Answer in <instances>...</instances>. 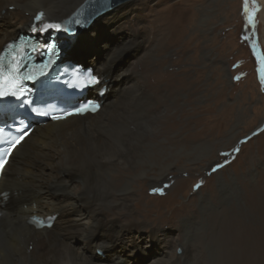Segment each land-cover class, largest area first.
Listing matches in <instances>:
<instances>
[{
  "label": "bare ground",
  "instance_id": "1",
  "mask_svg": "<svg viewBox=\"0 0 264 264\" xmlns=\"http://www.w3.org/2000/svg\"><path fill=\"white\" fill-rule=\"evenodd\" d=\"M86 1L0 0V50L21 30L30 29L34 24L58 25ZM203 1L184 0L178 18L176 8L179 10L180 6L167 16L173 17L171 23L177 20L174 31L172 27L171 33L166 29L167 38L171 36L170 41L190 28L196 17L194 7ZM141 2L135 0L120 4L96 20L74 45L68 43V48H65V41L58 37V43L63 45L62 52L73 56L70 52L77 50L85 35L98 43L101 30H109L115 24L120 29L119 23L135 6H142ZM37 16H41V19L37 20ZM261 16L264 19V13ZM141 44L139 37L134 36L125 40L124 48L108 54L110 56H106L104 62H97L95 57L89 60L91 67L104 81L100 88H107L99 113L38 126L14 151L0 186V195L7 194L5 199H0V264L128 263L129 257H135L138 241L147 238L144 235L149 231L148 224L156 226L164 223L165 217L162 216L179 204L178 183L166 191L165 197L153 198L152 202L139 204L138 196L147 184L151 188H159L170 183L179 154L185 159L183 172H188L193 142L205 138L207 131L206 127L203 128L204 121L188 122L182 130L186 135L165 138L166 144H160L163 135H170L181 127L176 115L169 114L162 119L160 93L168 90L176 95L188 88L190 83L184 74L181 78H173L176 81L174 84L163 87L161 80H170V75L162 76L159 72L150 74L145 70L141 81L137 80L136 74L129 75L126 70L117 71L115 67L118 61L131 51L134 52L132 58H136ZM104 47L108 48L107 45ZM127 64L130 62L127 61ZM181 116L188 117L184 112ZM31 144L32 148L27 149ZM221 198L223 202L219 199V203L221 201L227 205L237 201L225 194ZM250 206V225L245 224L240 216L243 225L241 235L228 233V241L232 240L230 243L246 238L245 248L237 249L234 255L229 252L233 257L225 259V252L218 247L220 264H259L263 243L260 231L264 230V198L252 201ZM209 207L212 208V205L207 200L206 207L202 206L200 210L206 213ZM134 208L140 212L137 219L132 216ZM108 214H112V217L106 218ZM55 215L59 218L51 230H37L30 224L34 216L47 218ZM230 219L234 223L235 218ZM184 224L187 226L190 221ZM169 230L163 228L148 235L158 242L157 235ZM98 251L105 252L107 262H97ZM188 255L185 264H201L192 254ZM178 257L158 259L150 264L184 263L181 261L184 258Z\"/></svg>",
  "mask_w": 264,
  "mask_h": 264
},
{
  "label": "rangeland",
  "instance_id": "2",
  "mask_svg": "<svg viewBox=\"0 0 264 264\" xmlns=\"http://www.w3.org/2000/svg\"><path fill=\"white\" fill-rule=\"evenodd\" d=\"M89 1L59 24L70 20ZM132 1L135 0L121 5ZM141 1L142 6H135L119 23L120 29L115 24L109 30H101L98 43L85 35L77 50L70 52L73 56H67L91 66L89 60L92 57L97 62H104L110 56L108 54L125 47V40L138 36L142 43L138 55L132 58L134 52L128 53L118 61L115 67L117 71L126 70L129 75L136 74L137 80H141L145 70L150 74L159 72L162 76L170 75V80H161L163 87L174 84L176 81L173 78H181L184 74V77L188 76L186 80L190 83H187L188 88L176 95L168 90L160 93L163 103L162 119L169 114L176 115L177 121L181 123L177 131L163 135L160 144L165 145L166 139L186 135L182 130L188 122L194 124L204 121L203 128L206 127L207 135L193 142L188 172H183L185 159L179 154L170 183L159 188H151L149 184L143 187V193L138 196L139 204L165 197L166 191L178 183L179 204L166 216H162L165 217L164 223L156 226L148 224L149 231L144 235L147 238L138 241L135 257H129L128 263L123 261L120 264H150L175 255L183 257L181 261L184 262L188 253L199 259L201 264H220L218 247L225 252V259L233 257L230 253L234 255L237 249L240 251L245 248L246 238L240 242L237 239L232 244V240L228 241V233L241 235V218L245 224L250 225V204L264 198V83L261 82V64L257 59V56L264 58V19L261 16L264 13V0L199 2L193 10L196 15L194 23L183 35L176 36L171 41V36L167 38L166 29L170 31L172 27L173 30L177 20L171 23L173 17L167 16L172 15L175 8L180 6L179 10L176 8L178 18L184 0ZM176 29L179 31L178 26ZM63 41L65 48H68L67 39ZM106 45L108 48L104 47ZM183 112L188 117L182 118ZM32 146L33 144L29 145L27 149ZM214 167H217L215 172L212 171ZM223 194L237 201L230 205L222 203ZM219 199L222 202L219 203ZM207 200L212 208L209 207L208 212L204 213L200 208L206 207ZM134 209L132 216L137 219L140 212ZM111 217L112 214L106 215V218ZM162 217L159 218L160 221ZM231 217L235 218L234 223ZM171 220H174L173 225ZM188 220L190 224L185 226L184 222ZM162 227L170 230L158 234V242L149 238V232L161 231ZM263 231H260L263 243L259 264H264ZM96 257L97 262L108 261L104 251H98Z\"/></svg>",
  "mask_w": 264,
  "mask_h": 264
},
{
  "label": "water",
  "instance_id": "3",
  "mask_svg": "<svg viewBox=\"0 0 264 264\" xmlns=\"http://www.w3.org/2000/svg\"><path fill=\"white\" fill-rule=\"evenodd\" d=\"M126 1L129 0H90L69 21L59 24L60 30L55 32L62 39H67L68 43L73 44L96 20ZM76 65L83 70L92 68L81 60H76Z\"/></svg>",
  "mask_w": 264,
  "mask_h": 264
},
{
  "label": "snow or ice",
  "instance_id": "4",
  "mask_svg": "<svg viewBox=\"0 0 264 264\" xmlns=\"http://www.w3.org/2000/svg\"><path fill=\"white\" fill-rule=\"evenodd\" d=\"M245 11H247V7H245ZM42 15V14H41ZM41 19V16H37V20H40ZM48 28H53L57 31L60 30V26L59 25H44V27L41 29L42 31L44 30H47ZM257 59H258V62H260L261 64V68L259 69L260 71V74H261V82L264 83V58L260 57V56H257ZM0 68H2V66H0ZM13 71H16V70H13ZM26 79L29 78V77H25ZM91 83H96V80L95 78H91ZM17 93L16 92H13L12 95H16ZM9 95V92L6 91V90H0V97H5ZM89 110H95V107L94 106H91V105H85V106H82V107H79L76 109V112L79 113V114H83L84 112L86 111H89ZM69 114H72V113H69ZM57 119H59V117H56ZM16 143H19V140L16 141ZM14 147V145H13ZM238 151V150H237ZM3 167V163H0V168ZM219 167V166H217ZM217 167H214L212 169L213 172H215L217 170ZM199 187V186H197Z\"/></svg>",
  "mask_w": 264,
  "mask_h": 264
}]
</instances>
